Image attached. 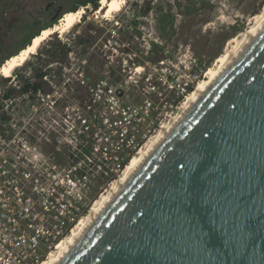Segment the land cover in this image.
<instances>
[{
    "label": "rangeland",
    "instance_id": "374dc122",
    "mask_svg": "<svg viewBox=\"0 0 264 264\" xmlns=\"http://www.w3.org/2000/svg\"><path fill=\"white\" fill-rule=\"evenodd\" d=\"M76 1L0 0V62L17 51L26 34L44 28L60 9L59 24ZM99 2L97 11L90 5L73 29L51 35L28 60L40 69L56 53L47 69L55 80L51 81L55 92L61 91L64 85L57 86L56 81L62 73L66 84L84 78L82 67L88 58L84 40L88 34L97 36L90 52L103 54L106 66L96 91L100 110L87 115L92 125L85 128L84 121L79 123L83 115L77 105L59 113L46 107L48 111L41 116L35 107L17 105L13 114L22 122L7 125L6 139L0 138V164L14 171L35 204L32 214L37 219L31 218L42 235L40 264L122 177L125 169L117 173L115 166L119 128L126 126L137 138L139 146L130 154L132 160L180 112L184 102L177 105V91L166 87L161 78L175 84L184 81L189 70H203L195 90L218 58L243 45L264 15V0H126L113 17L98 13ZM98 24L107 29L102 32ZM65 44L73 53L61 59ZM18 69L24 71L23 66ZM114 74L120 76L119 81H114ZM135 109L138 117L131 115L132 122L123 119L122 125L119 119L124 112L134 114ZM83 131L108 154L96 151L92 160L78 156L75 138ZM112 172L118 177L108 183ZM73 222L67 232L66 225Z\"/></svg>",
    "mask_w": 264,
    "mask_h": 264
},
{
    "label": "water",
    "instance_id": "95a60500",
    "mask_svg": "<svg viewBox=\"0 0 264 264\" xmlns=\"http://www.w3.org/2000/svg\"><path fill=\"white\" fill-rule=\"evenodd\" d=\"M59 264H264V26Z\"/></svg>",
    "mask_w": 264,
    "mask_h": 264
},
{
    "label": "trees",
    "instance_id": "16d2710c",
    "mask_svg": "<svg viewBox=\"0 0 264 264\" xmlns=\"http://www.w3.org/2000/svg\"><path fill=\"white\" fill-rule=\"evenodd\" d=\"M93 7L97 11L99 8L98 2L93 4ZM62 14L64 13H61V15ZM59 19L60 17L54 21L51 20L47 25L44 26V28L40 27L36 31L31 30L21 41L17 51L10 57L17 56L21 51L32 44L35 37H38L44 30L54 27ZM37 24L40 25L39 22L34 23V25ZM98 26L100 28L99 30L102 32L107 29L101 24H98ZM95 31H98V29ZM97 40L98 38L94 34H88L87 38L84 40L86 54H88V58H85L87 60V64L82 67L84 78L79 79L78 81L73 80L72 82H68V84H66L64 77L65 74L62 73L59 79L56 81L57 86L64 85V88L61 91L55 92V89L51 85V81L55 80L52 79L49 68L47 69V67L50 65V57L55 58L56 53L49 55L48 58L44 60V63L40 69H36V67L33 66L31 62H27L23 66L24 71L23 69H17L11 76L2 77L0 79V136L2 138H5V127L7 125L14 124L19 126V124H17L18 121L20 123L22 122L21 119L15 118L16 116L13 114V109L17 105H29L31 108L35 107L40 116L41 114L48 111L46 107L51 106V108L56 111V113H59V111H65L66 107L77 105V107L82 111L83 115L80 118L79 123L82 124L84 121L82 126L85 128L92 125L89 123L87 115H96L95 111L100 110V104L97 100L96 91L100 82L103 81L104 76L102 75V72H104V67L106 66V61L103 57V54H99L94 51L90 52L91 47ZM107 40H109V38H106L105 42ZM60 52L62 55L61 59H63V56L73 53V48L71 46L68 47V44H65L61 47ZM10 57H7L5 60L0 62V67ZM113 77L114 81L116 82L120 79V76L115 74ZM193 91L194 88H191L190 93ZM49 98H51V104L46 102V99ZM180 101L181 100L177 101V105ZM121 119H123V117H121L119 121H121ZM93 122L95 123L97 121L93 120ZM87 135L88 133L86 134V131H83L79 133L77 138H75V148L78 156H81L85 160H92L95 159L94 153L96 151H99L101 156L108 154L104 152V148L97 146L96 143L91 140V138H87ZM130 160L131 157H126L123 162H120V172L126 168ZM117 175L118 174L112 172L108 178V183L116 180L118 177ZM73 224H75V222L66 225L67 232L73 227Z\"/></svg>",
    "mask_w": 264,
    "mask_h": 264
},
{
    "label": "bare ground",
    "instance_id": "6f19581e",
    "mask_svg": "<svg viewBox=\"0 0 264 264\" xmlns=\"http://www.w3.org/2000/svg\"><path fill=\"white\" fill-rule=\"evenodd\" d=\"M100 10L98 13L105 14V17H113L119 13L126 0H100ZM89 8V7H88ZM85 8L78 12H69L63 16L60 23L52 28L44 30L38 37L33 39L31 45L21 51L17 56H13L8 59L4 65L0 68V76L9 77L18 68L24 66L30 58L37 54L45 41L54 33L68 32L73 29L83 17ZM86 14V13H85ZM259 27L253 28L247 35V38L243 45H240L235 50L231 51L226 56L218 58L214 64V67H210L205 75V80L201 81L197 88L188 96L183 103L180 112L174 117L168 125L162 127L159 134L146 144L136 155L130 160L122 177L111 187L102 198L94 204L90 214L79 221L78 225L74 228L68 237L63 239L56 245V252L51 253L48 259L41 264H59L66 254L77 243L82 234L93 224L98 215L108 205V203L114 198L116 194L127 183L135 171L142 165V163L151 155L156 149L159 143L165 138V136L172 130V128L183 118V116L194 106V104L201 98V96L208 90V88L216 81V79L225 71V69L231 64L241 50L258 34V32L264 26V15L261 18Z\"/></svg>",
    "mask_w": 264,
    "mask_h": 264
},
{
    "label": "built area",
    "instance_id": "2783aa9c",
    "mask_svg": "<svg viewBox=\"0 0 264 264\" xmlns=\"http://www.w3.org/2000/svg\"><path fill=\"white\" fill-rule=\"evenodd\" d=\"M202 73L203 70H189L186 72L187 78L175 84H169L164 78L161 80L166 87L177 91V101L183 98L179 102L183 103L191 94L190 89L195 88L196 83L200 81ZM167 78L170 77L167 76ZM133 113L124 112L123 119L125 122H132L130 120L131 115L134 118L138 117L137 109L133 110ZM123 119L120 121L122 125ZM117 134L115 149L118 156L116 155L115 166L118 173L120 172V162H123L126 157H130V154L138 148L139 143L135 134H129L126 126H121ZM0 138L2 137L0 136ZM24 174L27 176L30 173L24 172ZM34 205L32 198L27 196L23 190L21 180L14 171L0 164V264H40L42 255L39 253V242L42 235L32 220L33 218L34 221L37 219L34 217V213L32 214ZM32 216L33 218H31ZM61 222L63 225L66 223L60 218ZM22 225H30V228L23 229ZM55 241L52 244L55 245Z\"/></svg>",
    "mask_w": 264,
    "mask_h": 264
},
{
    "label": "flooded vegetation",
    "instance_id": "af4514ba",
    "mask_svg": "<svg viewBox=\"0 0 264 264\" xmlns=\"http://www.w3.org/2000/svg\"><path fill=\"white\" fill-rule=\"evenodd\" d=\"M54 17V16H53ZM53 19V18H52ZM53 21V20H52Z\"/></svg>",
    "mask_w": 264,
    "mask_h": 264
}]
</instances>
